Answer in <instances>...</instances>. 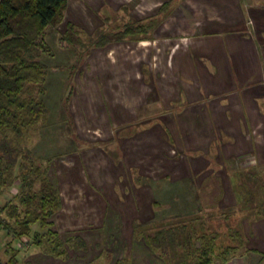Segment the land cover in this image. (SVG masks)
Instances as JSON below:
<instances>
[{
  "label": "crops",
  "instance_id": "0c3cea01",
  "mask_svg": "<svg viewBox=\"0 0 264 264\" xmlns=\"http://www.w3.org/2000/svg\"><path fill=\"white\" fill-rule=\"evenodd\" d=\"M139 4L144 15L128 13L124 21L150 23L146 32L90 48L71 76L74 89L67 109L73 126L82 125L81 119H85L86 126L94 127L95 119L106 118L110 128L131 130L141 110L147 112L153 100L159 107L154 114L156 121L134 133L155 134L145 141L159 146L160 154L161 144L170 143L177 159L182 151L193 160L200 152L210 151L211 160L203 156L200 169L199 163L185 161L182 165V170L189 171L193 186L196 176L191 174L205 167L214 171L212 159L219 161V166L214 164L218 170L224 169L228 159L250 158L252 166L263 163L264 0H140ZM83 63L85 71L81 69ZM134 97L136 102L132 103ZM86 143H91V148L102 145ZM121 144L100 148L95 154L108 160L106 165L94 162L86 174L91 176L96 193L110 192L118 173L132 161ZM148 144L139 150L138 162L130 165L141 176L157 180L161 171L152 176L141 163L142 152L150 151ZM117 150L118 158L114 159L112 153ZM167 173L171 178L172 173ZM222 188L223 197V184ZM58 192L61 209H65L67 197L60 189ZM143 192L145 199L155 196L152 191ZM243 219L241 229L248 252L225 264H264V218L249 223Z\"/></svg>",
  "mask_w": 264,
  "mask_h": 264
},
{
  "label": "rangeland",
  "instance_id": "374dc122",
  "mask_svg": "<svg viewBox=\"0 0 264 264\" xmlns=\"http://www.w3.org/2000/svg\"><path fill=\"white\" fill-rule=\"evenodd\" d=\"M125 1L69 0L63 20L47 32L51 54L43 56L42 62L49 69L46 81L47 95L44 97L49 115L47 119L43 120V124L34 126L24 133L20 142L34 156L48 159L46 179L52 189H60L63 196L67 197L68 210L67 207L65 209L60 207L56 213L48 216L47 221L51 222V229L64 242L71 236L81 237L86 243V249L79 248L74 251L67 247V259L54 258L42 253L40 248L35 245H27L28 238L24 236L18 241L11 240L13 246L11 249H19L16 252V264H31V262L32 264H116L117 261L125 258L130 259V264H166L162 258L148 248L143 236L148 235L149 230L160 221L171 216L182 218L185 214L189 215L198 211L201 207V200L199 197H195L196 194L200 193V191L197 193L198 188L202 190L201 198L206 206L205 211L208 209V211L213 212L214 208H224L230 203H235L233 206L225 208L235 207V205H244V207L250 205L249 208L247 207V211L240 212L246 216L244 219L248 220V223L251 220H256L252 218L255 212L264 215V200L262 199L264 198V187H262V180L261 182L258 180L264 177V162L252 166L250 163L252 159L249 157V159H228L222 166L224 169L218 170L214 165L219 166L218 160L212 159L214 171L212 168L205 167L201 171L192 173L191 175L196 176L195 186H193L189 171L182 170V165L186 163L185 161L194 164L199 163L200 169L204 166L202 164H204L203 160L205 159L202 157H209L210 151L200 152L201 154H198V157L193 160L185 154V151L180 150L182 152L177 159L178 153L169 145L170 143L163 142L161 144L162 155L159 146L150 141L146 143L145 140L150 139L155 134L136 135L133 133V129L126 131L121 128L118 130L117 127L114 129L113 126L110 128L111 126L106 124V118L95 119L94 125L96 126L94 127L86 126L85 119H81L82 125L78 124L77 127L75 124V127L73 126V121L70 122V114L68 115L64 109V103L62 108L59 97L63 96L64 99L68 95L69 88L72 87L71 76L75 73L76 68L74 67L77 62L74 57L75 53L85 52L86 44H89L96 31L114 32L121 29L124 24L131 23L130 20L124 21L127 19L128 13L136 17L144 15L143 7L139 4L140 0ZM146 13L148 14V12ZM69 23L78 30L79 39L84 43L83 48H64L57 42L58 37L65 33ZM82 66V71H85L86 65L83 63ZM78 87L80 86L78 85ZM73 89L74 86L72 91ZM131 102L135 103L136 98L131 99ZM158 109L159 107L152 100L148 104V111L143 112L141 110L137 120L134 118L137 122L133 126L154 124L156 121L154 114ZM84 128L87 129V132H83ZM77 130L78 134H75ZM108 139L111 140L108 141ZM170 140L168 139L169 142ZM86 142L102 145L91 148V143L87 144ZM121 142L123 147L127 148L128 157L132 161L128 162L129 166L123 167L124 169L120 174L118 173V177L116 176L114 179V187L111 188L110 192L100 190L96 193V188L92 187L89 180L91 176H86V174L92 171L94 162L99 161V163L106 165L108 160L98 159L95 154L100 153V148L108 149V147H113L115 143L121 144ZM147 144L150 151L142 152L140 158L144 162L141 163H144V169L150 172L152 176H155V172L161 171V178L157 180L141 176L130 165L138 162L139 150L144 149ZM85 147L87 149H84ZM79 149L84 150L79 152ZM151 150L155 155H152ZM117 153L118 150L112 153L114 159L118 158ZM208 160L211 158L209 157ZM128 168H133L134 171L129 172ZM167 172L172 173L171 178ZM214 173H216V177ZM104 174L106 173L104 172ZM226 174L228 178L230 176L236 178L237 186L234 185L233 179L228 181ZM165 175L168 178H163ZM136 179L139 181L137 182ZM246 181H249L251 188L245 184ZM222 184L226 190L223 197ZM230 184L236 188L241 185L237 188L236 195H234ZM141 186L145 188L143 189ZM18 188L17 183L8 188H0V208L9 200L17 203L13 197L18 193ZM145 189L149 193L150 191L154 192L155 196L143 198V190ZM252 206H255L256 209ZM21 209L23 208L21 207ZM211 212L209 214H212ZM6 219L7 223L12 225L14 220ZM230 221L232 222V220ZM239 222L241 225L242 220ZM234 223L235 220L231 225L233 226ZM207 226L210 227L211 231H218L220 227L225 228L222 223L218 226L216 223H209ZM37 229L34 227V230ZM39 231L44 232L42 229ZM221 235L222 238H226V235L224 236L222 233ZM242 235L245 238V235ZM222 238L219 237L218 240L220 241ZM10 239V234L7 231H0V259L4 262L8 260V254H13V252H6V244ZM220 243L224 246L227 242L222 240ZM215 264L220 263L216 261Z\"/></svg>",
  "mask_w": 264,
  "mask_h": 264
},
{
  "label": "trees",
  "instance_id": "16d2710c",
  "mask_svg": "<svg viewBox=\"0 0 264 264\" xmlns=\"http://www.w3.org/2000/svg\"><path fill=\"white\" fill-rule=\"evenodd\" d=\"M67 2L68 0H0V188H8L15 183L19 186L18 193L13 197L17 203L9 200L0 208V231H7L11 237L6 244V252H13L8 254L7 261L0 259V264L17 263L16 252L19 249H11V240L18 241L24 236L28 238L27 245H35L42 253L54 258L67 259V247L74 251L86 249V243L81 237L71 236L64 242L51 229V222L47 218L60 209L61 199L58 190L52 189L46 179L48 159L34 156L20 142L24 133L43 124V120L49 115L44 101L49 69L42 62V57L51 54L47 32L63 20ZM148 27L146 23L131 22L114 32L96 31L89 44H86L85 52L75 53L77 62L74 68L81 65L90 48L121 42L128 37L145 33ZM64 32L57 39L60 46L83 48L84 43L79 39L78 30L71 23ZM72 88L73 86L69 88L68 95L60 100L61 105L64 103L66 112ZM69 119L72 122L70 116ZM139 128H132L133 133ZM230 179L236 185V178L230 176ZM258 180H262L264 187V177ZM232 184V191L236 195L237 188L241 185L236 188ZM245 184L251 188L249 181ZM201 191L200 189L198 194L201 200L198 211L185 214L182 218L171 216L155 224L149 234L143 236L148 248L166 264H215L216 261L225 264L248 252L239 221L246 217L240 212L247 211L250 205L205 211ZM255 206L252 207L256 209ZM6 218L14 220L12 225L7 223ZM252 218H264V215L255 212ZM209 223H216L217 226L222 223L225 228L211 231L207 226ZM34 227L38 229L34 230ZM40 229L44 232L41 233ZM221 233L226 238H222ZM219 237L227 242L224 246L220 243L222 240H218ZM130 262L129 258H125L116 264Z\"/></svg>",
  "mask_w": 264,
  "mask_h": 264
}]
</instances>
